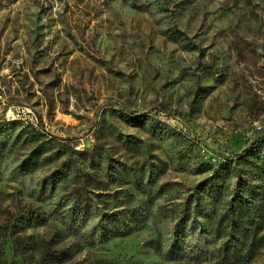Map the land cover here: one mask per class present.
Here are the masks:
<instances>
[{"label": "rangeland", "instance_id": "1", "mask_svg": "<svg viewBox=\"0 0 264 264\" xmlns=\"http://www.w3.org/2000/svg\"><path fill=\"white\" fill-rule=\"evenodd\" d=\"M242 205L264 264V0H0V264H223Z\"/></svg>", "mask_w": 264, "mask_h": 264}, {"label": "trees", "instance_id": "2", "mask_svg": "<svg viewBox=\"0 0 264 264\" xmlns=\"http://www.w3.org/2000/svg\"><path fill=\"white\" fill-rule=\"evenodd\" d=\"M34 220H37V218H34ZM238 221L240 229L238 243L233 248L228 247L226 251H224L221 260L223 259V264H254L255 258L259 255L258 252L262 245L257 235L259 226L255 228V231L252 232L253 234H249L248 228L249 226H253V224L249 219L247 205L241 206ZM110 240V237L103 235L100 239V243L104 244ZM58 245L59 243L46 240V237H43L39 242H33L32 250L34 252L39 250V254L45 264H62L68 261L71 255H67V253L63 251L65 247L59 248Z\"/></svg>", "mask_w": 264, "mask_h": 264}]
</instances>
